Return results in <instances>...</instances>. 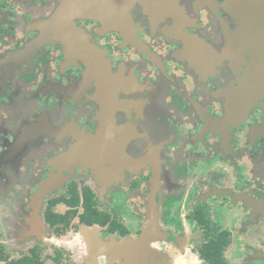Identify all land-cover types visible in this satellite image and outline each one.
I'll return each mask as SVG.
<instances>
[{
	"label": "flooded vegetation",
	"instance_id": "af4514ba",
	"mask_svg": "<svg viewBox=\"0 0 264 264\" xmlns=\"http://www.w3.org/2000/svg\"><path fill=\"white\" fill-rule=\"evenodd\" d=\"M74 1L0 0V264H131L153 218L141 264H264L263 22L228 0L54 22Z\"/></svg>",
	"mask_w": 264,
	"mask_h": 264
},
{
	"label": "water",
	"instance_id": "95a60500",
	"mask_svg": "<svg viewBox=\"0 0 264 264\" xmlns=\"http://www.w3.org/2000/svg\"><path fill=\"white\" fill-rule=\"evenodd\" d=\"M139 0H104L103 2H94L90 0H76L74 2H71L67 4L65 7L63 13L61 16L57 17L54 22L58 23H65L67 21H70L71 17L74 15H83V16H91L92 18L96 19H102L105 21H110L111 23L115 24H124L125 22V13L126 10L134 3L138 2ZM199 1V0H197ZM203 1V0H202ZM211 1V0H210ZM235 3L241 11H243L244 16L246 17V20L244 22H250L252 25L256 27V31L258 33L259 30H261V21L264 24V0H228L224 2L223 9H227V7H230V5L233 7V4ZM200 3V1L198 2ZM210 3V2H209ZM259 7L263 8L261 11L259 10ZM71 8V9H70ZM70 9V10H69ZM259 11L261 14L259 15ZM158 13V16L156 17V23L160 25V27L163 25H167L169 22L168 19L172 18L169 14L166 12V16L162 15L161 12L156 11ZM164 14V13H163ZM122 16V17H121ZM240 18V17H239ZM173 21V19H172ZM68 23V22H67ZM162 26V27H163ZM165 31L168 32L170 36L174 37H185L189 39V37L185 36L184 33L181 32V28L170 26L169 24L163 28ZM260 46L263 47V44ZM261 51L264 52V49ZM153 226V231L149 232V225ZM148 227L144 231V234L142 238L136 243V250L133 249V251L128 253L129 259L131 261H137V264H141V258H144L145 254L143 252V248L148 245L149 241L153 238L154 229L157 228V220L155 218L150 219ZM152 233V234H151ZM155 234V233H154Z\"/></svg>",
	"mask_w": 264,
	"mask_h": 264
},
{
	"label": "trees",
	"instance_id": "16d2710c",
	"mask_svg": "<svg viewBox=\"0 0 264 264\" xmlns=\"http://www.w3.org/2000/svg\"><path fill=\"white\" fill-rule=\"evenodd\" d=\"M216 250H214V248H212V250H207L203 252L202 258L204 260V262L206 263H211L215 261L216 259Z\"/></svg>",
	"mask_w": 264,
	"mask_h": 264
},
{
	"label": "rangeland",
	"instance_id": "374dc122",
	"mask_svg": "<svg viewBox=\"0 0 264 264\" xmlns=\"http://www.w3.org/2000/svg\"><path fill=\"white\" fill-rule=\"evenodd\" d=\"M6 186H7L6 183L0 179V198L7 196L6 190H5ZM45 242H47V241H45ZM175 258L177 261L179 260L178 256H175ZM192 264H194V263H192Z\"/></svg>",
	"mask_w": 264,
	"mask_h": 264
}]
</instances>
